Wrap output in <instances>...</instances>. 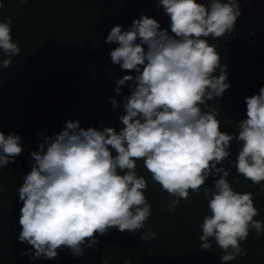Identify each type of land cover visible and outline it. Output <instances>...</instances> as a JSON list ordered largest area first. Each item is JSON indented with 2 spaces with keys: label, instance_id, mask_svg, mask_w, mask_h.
Segmentation results:
<instances>
[{
  "label": "clouds",
  "instance_id": "9594fccd",
  "mask_svg": "<svg viewBox=\"0 0 264 264\" xmlns=\"http://www.w3.org/2000/svg\"><path fill=\"white\" fill-rule=\"evenodd\" d=\"M159 6L170 17L174 36L154 18L141 15L128 30L114 26L106 38V43L118 45L110 52L112 63L136 73L115 81L117 95L120 86L131 82L119 116L123 127L84 129L69 120L31 153V171L17 189L23 202L18 240L34 254L22 256L55 259L64 247L80 256L98 243L96 234L146 228L152 206L144 195L146 179L136 172L137 160L176 197L169 211L187 200L189 191L199 194L203 187L211 214L203 218L201 248L211 249L214 238L224 264L243 254L241 242L250 231L264 232V222L254 219L259 211L253 194L234 191L227 179L230 169L223 167L227 161L252 183L264 182V87L245 98L247 118L238 124V134L221 131L219 111L203 110L230 87L226 66L206 38L233 31L241 15L238 0H210L207 5L159 0ZM11 25V18L0 22L4 69L21 51ZM110 102L113 108L120 106L114 98ZM233 139L241 144L235 161L229 160ZM23 150L19 135L0 132V167L14 163ZM210 175L218 179L213 187H204ZM156 235L148 228L141 239Z\"/></svg>",
  "mask_w": 264,
  "mask_h": 264
},
{
  "label": "trees",
  "instance_id": "16d2710c",
  "mask_svg": "<svg viewBox=\"0 0 264 264\" xmlns=\"http://www.w3.org/2000/svg\"><path fill=\"white\" fill-rule=\"evenodd\" d=\"M197 2L207 5L210 0ZM158 5L159 0H0V22L11 18L13 42L21 49L8 69L0 66V132L19 135L24 149L14 163L0 167V264H224L220 258L224 253L214 238L211 249L201 248L203 218L211 214L203 187L199 194L189 191L188 199L169 211L176 197L153 181L143 160L136 161V172L146 179L144 195L152 206L146 228L136 233L111 228L96 234L98 243L80 256L66 247L57 250L55 259L21 255L34 254L30 245L18 240L23 202L17 189L31 171V153L69 120L79 121L84 129L123 127L119 116L131 82L120 86L117 95L115 81L136 73L112 63L110 52L118 45L106 43V38L114 26L128 30L141 15L154 18L174 36L170 17ZM249 38L238 21L231 33L206 38L220 55L221 66H226L230 87L202 109L219 111L221 131L230 135L238 134V124L247 118L245 98L264 87V41ZM4 58L0 50V60ZM112 98L119 107L113 108ZM240 147L236 139L230 142L229 160L237 159ZM223 167L230 169L227 179L234 191L253 194L259 211L254 219L264 222V182L252 183L227 161ZM215 179L210 175L204 187H213ZM148 228L157 235L142 240ZM241 248L243 254L227 264H264V232L250 231Z\"/></svg>",
  "mask_w": 264,
  "mask_h": 264
},
{
  "label": "rangeland",
  "instance_id": "374dc122",
  "mask_svg": "<svg viewBox=\"0 0 264 264\" xmlns=\"http://www.w3.org/2000/svg\"><path fill=\"white\" fill-rule=\"evenodd\" d=\"M238 3L240 31L246 37L264 41V0H238ZM210 264L215 263L211 261Z\"/></svg>",
  "mask_w": 264,
  "mask_h": 264
}]
</instances>
